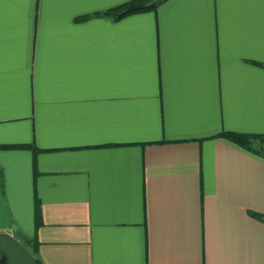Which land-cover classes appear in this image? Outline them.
<instances>
[{
	"label": "crops",
	"instance_id": "1",
	"mask_svg": "<svg viewBox=\"0 0 264 264\" xmlns=\"http://www.w3.org/2000/svg\"><path fill=\"white\" fill-rule=\"evenodd\" d=\"M127 1L0 0V264H264V0Z\"/></svg>",
	"mask_w": 264,
	"mask_h": 264
},
{
	"label": "trees",
	"instance_id": "2",
	"mask_svg": "<svg viewBox=\"0 0 264 264\" xmlns=\"http://www.w3.org/2000/svg\"><path fill=\"white\" fill-rule=\"evenodd\" d=\"M164 0H130L125 3L119 4L114 6L110 9H107L100 13H95L93 15L107 17L112 20H119L125 16L135 14V13H142L151 10H155L157 6L162 3ZM89 16H84L82 19H85ZM219 137H223L239 147L257 155L259 157L264 158V135L261 134H251V133H240V132H231L225 131L218 134ZM2 148H11L14 146H0ZM32 149L33 146H31ZM2 186V177H1V170H0V187ZM250 215L255 217L259 220H264V215L250 212ZM40 211L37 208L35 210V225L36 228L40 224ZM29 244L32 247V252L34 255H37V247H36V236L32 239L28 240ZM37 264H40L39 260L36 261Z\"/></svg>",
	"mask_w": 264,
	"mask_h": 264
}]
</instances>
